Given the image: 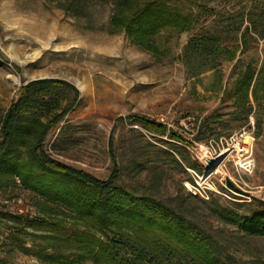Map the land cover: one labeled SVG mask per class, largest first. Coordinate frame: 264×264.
<instances>
[{
	"label": "rangeland",
	"instance_id": "rangeland-1",
	"mask_svg": "<svg viewBox=\"0 0 264 264\" xmlns=\"http://www.w3.org/2000/svg\"><path fill=\"white\" fill-rule=\"evenodd\" d=\"M117 1L0 0V117L18 99L21 86L32 80L70 83L78 97L46 135L47 155L105 179L112 169V132L121 188L183 211L206 236L211 250L227 257V264H264V237L243 235L219 212V207L245 215L264 211L263 80L257 100L250 96L252 109L245 118L244 106L235 105L232 94L247 65L255 73L264 68V0H179L177 5L193 14L191 27L172 31L169 39L159 35L160 54L124 29L112 28ZM200 37L236 49L234 58L226 60L221 49L211 51V43L197 53L190 41ZM39 96L32 109L39 117H50L68 102L70 93L51 87ZM133 113L161 121L189 141L190 170L181 171L171 157L181 161L179 144L119 119ZM242 128L252 140L239 134ZM230 137L251 141L250 166L239 168L232 158L226 159L216 164L220 171L212 174L214 189L207 198L189 193L184 182L207 167L204 148ZM226 180L252 197L230 189ZM17 215L21 218H13ZM33 218L78 226L70 216L42 212L39 196L19 176L0 173V264H54L22 249L37 243L49 246L48 251L57 247L47 240L46 225H28Z\"/></svg>",
	"mask_w": 264,
	"mask_h": 264
},
{
	"label": "trees",
	"instance_id": "trees-1",
	"mask_svg": "<svg viewBox=\"0 0 264 264\" xmlns=\"http://www.w3.org/2000/svg\"><path fill=\"white\" fill-rule=\"evenodd\" d=\"M178 1L118 0L110 24L114 30L124 29L133 40L160 54L159 35L169 39L172 31L182 33L191 27L193 14L177 5ZM190 43L197 53L200 47L211 43L210 50L221 49L227 54L226 60L235 56L236 49L218 47L209 38L200 37ZM263 70L261 67L255 73L247 65L235 80L232 94L236 97L235 105L244 106V118L252 109L250 96L257 100L260 80L264 88ZM51 87L65 88L70 93L68 102L50 117H39L32 106L41 100L39 93ZM77 97L75 87L64 80H32L21 86L18 99L0 117V173L19 176L39 196L42 212L64 214L78 224L68 227L55 218L27 220L29 226L46 225V238L57 247L48 251L49 246L37 243L23 247V251L54 264H80L85 260L106 264H227V257L223 259L211 250L206 236L183 211L169 209L163 203L155 204L152 197L150 203L149 196L136 197L118 185L120 170L112 132L108 137L112 169L105 179L70 167L44 152L46 135L71 109ZM125 118L151 134L168 137L170 144H179L177 155L181 161L171 157L181 171L186 173V167L193 165L187 150L190 142L165 123L135 113L119 117ZM219 210L220 217L243 235L264 237V211L245 215L228 207ZM121 249L125 250L123 256Z\"/></svg>",
	"mask_w": 264,
	"mask_h": 264
},
{
	"label": "built area",
	"instance_id": "built-area-1",
	"mask_svg": "<svg viewBox=\"0 0 264 264\" xmlns=\"http://www.w3.org/2000/svg\"><path fill=\"white\" fill-rule=\"evenodd\" d=\"M240 135H244L252 140L250 133H246L244 129L239 132ZM232 136V135H231ZM244 138L239 139H220L218 142L210 143L209 146L204 148L202 152L203 163L208 166L207 160H215L219 158L217 163H222L224 160L232 158L234 165L239 168H247L250 166L251 159V141ZM190 170L188 167H186ZM207 168V167H206ZM213 170L202 171L200 174H196L195 178L191 181H185L184 186L186 190L193 195H200L201 197H208L209 192L213 188V182L211 177Z\"/></svg>",
	"mask_w": 264,
	"mask_h": 264
},
{
	"label": "water",
	"instance_id": "water-1",
	"mask_svg": "<svg viewBox=\"0 0 264 264\" xmlns=\"http://www.w3.org/2000/svg\"><path fill=\"white\" fill-rule=\"evenodd\" d=\"M218 161H219V158H217V159H215V160H212V161H211V160H207L208 166H207V168H206V171H209L210 169H212L213 167H211V165H212L213 163H217ZM225 183H226V185H227L230 189H233V190H235L236 192L243 193V194H245V195H247V196L252 197V195H250L248 192L242 191L241 189L235 187V186L231 183L230 180H226Z\"/></svg>",
	"mask_w": 264,
	"mask_h": 264
},
{
	"label": "bare ground",
	"instance_id": "bare-ground-1",
	"mask_svg": "<svg viewBox=\"0 0 264 264\" xmlns=\"http://www.w3.org/2000/svg\"><path fill=\"white\" fill-rule=\"evenodd\" d=\"M216 164L217 163H213L212 165H211V167H213L212 168V170H213V172L212 173H214V172H219L220 170H219V164L216 166ZM221 164V163H220Z\"/></svg>",
	"mask_w": 264,
	"mask_h": 264
}]
</instances>
